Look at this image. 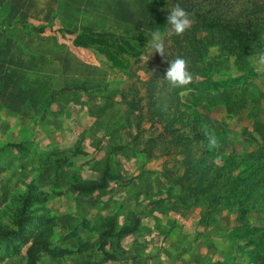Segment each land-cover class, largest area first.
Segmentation results:
<instances>
[{
    "label": "rangeland",
    "instance_id": "rangeland-1",
    "mask_svg": "<svg viewBox=\"0 0 264 264\" xmlns=\"http://www.w3.org/2000/svg\"><path fill=\"white\" fill-rule=\"evenodd\" d=\"M183 1L216 23L188 12L161 56L152 32L176 0H0V264H260L264 211L244 226L187 160L237 174L258 148L264 59L223 44L257 24L264 45V0ZM194 36L225 82L201 88L206 72L188 69L190 87L173 88L169 62Z\"/></svg>",
    "mask_w": 264,
    "mask_h": 264
},
{
    "label": "trees",
    "instance_id": "trees-1",
    "mask_svg": "<svg viewBox=\"0 0 264 264\" xmlns=\"http://www.w3.org/2000/svg\"><path fill=\"white\" fill-rule=\"evenodd\" d=\"M177 3H179L181 7H183L187 12H191L192 14L197 16V18L200 19L202 21V24L206 27H210L216 23L213 22L212 16H208L207 13L198 11L194 6H189L187 1L176 0V4ZM256 26L257 24L249 28L248 24H243V26L237 24L236 29L229 31L227 42H225V44L223 45L225 49H228L229 45H234L236 50L225 51L235 54L237 56L238 62H243L245 61V59H247V57H249L248 52L250 50L247 49H249L251 45H254L259 49L257 50V52L264 59V45L261 38L256 34V30L254 29ZM194 40V43H189L192 50H180L178 56H175L174 58H184L187 61L188 69H190L193 74L199 75L202 72H206V76L202 74L204 76V79H193V81L201 88L217 87L219 85V82L223 83L225 82V80H216L212 78V75L209 71L210 69L206 65L205 50H203L201 46L203 44V41L197 38V36H194ZM249 72H253V69H250ZM188 87L190 86H185L184 88ZM193 128H195V131L198 133L196 134L198 137L206 136L207 131H205L203 135L201 134L202 132L200 129H202L203 127L194 126ZM253 128L254 132L252 135L255 139H257L256 141H258V148L254 149L251 152H246L245 155H243V169L237 172V174H235V172L239 168L241 164L240 162H238V164H236L235 166H233L229 162H226L224 165H217L214 162L204 165L201 160H193V157L187 160L188 164L191 165L190 168L195 167L196 165L198 166L200 164L199 171H201V175L203 176L202 181L206 180V178L210 174L214 175L213 180L210 181L209 184H205V187L202 189V191L207 192L209 190V187L212 186L218 194V205L221 206L222 203H227V201L231 205H240V211L243 212L244 226L249 225L245 220L248 219L252 211L256 209L264 211V120L256 119L253 124ZM166 129L167 131L178 130L179 132L182 128H179V130L178 128L176 129L170 125L167 126ZM217 178L219 181H217ZM242 190L243 200H241V198H238L237 194ZM252 243L256 247L262 246L264 244V233L261 235L260 239H254ZM260 264H264V257L262 258Z\"/></svg>",
    "mask_w": 264,
    "mask_h": 264
},
{
    "label": "clouds",
    "instance_id": "clouds-1",
    "mask_svg": "<svg viewBox=\"0 0 264 264\" xmlns=\"http://www.w3.org/2000/svg\"><path fill=\"white\" fill-rule=\"evenodd\" d=\"M167 23L169 27L165 32L156 30L152 32L151 47L159 52L161 56L165 54V35H183L192 25L190 14L179 3L169 8L167 16ZM165 79L170 85L175 87H182L192 82V75L188 71L187 61L182 57H177L169 62V67L166 71ZM210 147H217L218 140L214 135L206 133Z\"/></svg>",
    "mask_w": 264,
    "mask_h": 264
}]
</instances>
